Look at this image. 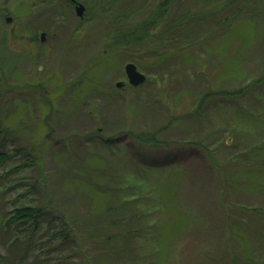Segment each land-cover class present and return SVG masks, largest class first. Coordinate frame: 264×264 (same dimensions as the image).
I'll use <instances>...</instances> for the list:
<instances>
[{
	"label": "rangeland",
	"instance_id": "1",
	"mask_svg": "<svg viewBox=\"0 0 264 264\" xmlns=\"http://www.w3.org/2000/svg\"><path fill=\"white\" fill-rule=\"evenodd\" d=\"M76 1L83 21L69 0H0V264H264L245 221L264 208V0H180L193 27L136 60ZM16 203L62 213L75 245L46 211L7 229Z\"/></svg>",
	"mask_w": 264,
	"mask_h": 264
},
{
	"label": "trees",
	"instance_id": "2",
	"mask_svg": "<svg viewBox=\"0 0 264 264\" xmlns=\"http://www.w3.org/2000/svg\"><path fill=\"white\" fill-rule=\"evenodd\" d=\"M178 1L180 0H162L154 5L155 1L150 3V0H95L92 3V7L96 11L95 18H101L105 22L115 24V28L112 32L111 46L117 50L129 52L130 56H134L135 58L133 59L136 60L139 58L137 55L142 51H150L148 47L149 41L147 39L153 38L149 36L154 31L159 30V39L166 36L165 42L169 43L173 41L172 39L176 40L179 35L186 34L193 27L191 23L192 20L195 19V17L192 16V13H195L194 8L185 9L178 14L175 8ZM238 13L240 14L237 18L245 14L244 10ZM241 92L243 91L232 95L238 96L243 94ZM5 144L3 140L0 141V169L11 157L10 153L5 151ZM38 147L40 149L42 144H39ZM29 148H36V146L33 145ZM17 151L21 153L24 152L22 148H17ZM22 155L24 157H29V155L31 157L34 156L28 149H25ZM39 161L40 159H38V163ZM27 165H30V163ZM38 167L40 168V164H38ZM31 189H34V187ZM16 205L17 206H14L15 208L10 210L8 219H6L4 223L7 229H14L20 233H28L30 231L36 232L46 212H50L52 216H56L55 218L59 217L61 225V230L57 232V243H60V246L75 245L77 237H75V234L68 226L72 224L69 223L65 217H62V213L60 214V212L54 208L51 209V211H46L45 208V212L41 208L33 205H19L17 203ZM108 213L110 212L106 214ZM253 219L261 220L262 227L260 228L264 231V208L248 213V217L245 218V221H247V224H249L251 228L254 226L257 227ZM84 224L78 225L77 223L75 228L78 226L85 228ZM110 240L113 244L120 242L119 237L111 239L110 236H108L107 242H110ZM78 241L81 242V239ZM69 251L71 252V250ZM236 264H238V262Z\"/></svg>",
	"mask_w": 264,
	"mask_h": 264
},
{
	"label": "water",
	"instance_id": "3",
	"mask_svg": "<svg viewBox=\"0 0 264 264\" xmlns=\"http://www.w3.org/2000/svg\"><path fill=\"white\" fill-rule=\"evenodd\" d=\"M72 1H74V0H72ZM84 11H85V8L83 5H81L79 3L75 4L76 16L81 20L83 19ZM41 38L42 39L44 38V34L41 35ZM124 71H125V76H126L127 83L129 86H132L134 88H138L144 84V82L146 80L145 76L143 74H141L133 64H127L124 68ZM123 86H124L123 83H117L116 84V88H118V89L122 88Z\"/></svg>",
	"mask_w": 264,
	"mask_h": 264
},
{
	"label": "flooded vegetation",
	"instance_id": "4",
	"mask_svg": "<svg viewBox=\"0 0 264 264\" xmlns=\"http://www.w3.org/2000/svg\"><path fill=\"white\" fill-rule=\"evenodd\" d=\"M69 4H70V6H72V7L75 9V4L72 3L71 0H69ZM85 10H86V7H85ZM85 13H86V11H85ZM44 39H45V38H44Z\"/></svg>",
	"mask_w": 264,
	"mask_h": 264
}]
</instances>
